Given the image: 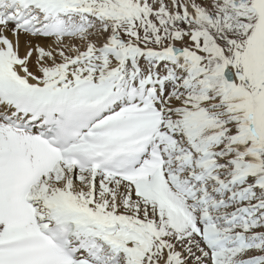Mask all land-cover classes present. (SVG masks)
I'll return each mask as SVG.
<instances>
[{"label":"snow or ice","instance_id":"snow-or-ice-1","mask_svg":"<svg viewBox=\"0 0 264 264\" xmlns=\"http://www.w3.org/2000/svg\"><path fill=\"white\" fill-rule=\"evenodd\" d=\"M0 264H264V0H0Z\"/></svg>","mask_w":264,"mask_h":264}]
</instances>
